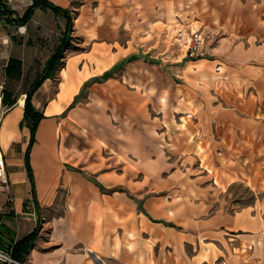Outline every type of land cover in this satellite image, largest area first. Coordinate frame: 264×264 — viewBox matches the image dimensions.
<instances>
[{"label": "crops", "instance_id": "obj_1", "mask_svg": "<svg viewBox=\"0 0 264 264\" xmlns=\"http://www.w3.org/2000/svg\"><path fill=\"white\" fill-rule=\"evenodd\" d=\"M50 1L69 11L71 33L82 38L84 52L64 55L55 76L33 94L45 117L29 153L32 177L26 167L31 134L23 123L29 89L22 103L23 95L5 105L0 248L12 251L38 229L21 259L26 264H264V203L229 211L218 202L237 180L264 195V0ZM0 4L10 11L0 20L11 27L33 0ZM193 5L198 23L216 33L205 55L166 68L140 60L150 75L126 76L120 53L128 43L157 35ZM67 22L36 8L19 22L24 32L9 31L23 41L8 39L6 65L11 57L21 60L22 78L26 68L43 71ZM127 80L141 95L150 91L141 97L165 102L148 113L150 124L136 122L145 113L134 110L127 123L108 107L107 87L118 83L120 99ZM70 132L75 137L68 142ZM171 148L194 151L212 166L219 187L209 191L211 198L204 188L194 193L174 172Z\"/></svg>", "mask_w": 264, "mask_h": 264}, {"label": "rangeland", "instance_id": "obj_2", "mask_svg": "<svg viewBox=\"0 0 264 264\" xmlns=\"http://www.w3.org/2000/svg\"><path fill=\"white\" fill-rule=\"evenodd\" d=\"M192 8L193 9H191L190 12L180 11V13L177 14V17L174 18V20L168 25H161V29L159 28L160 30L157 35H152L151 33L145 36L146 38L136 36L130 46L128 43L126 49L120 53L121 56L124 55L126 57V64L124 68L126 76L129 75L133 78L135 77L134 79L137 81L136 78L150 75L151 71L149 70V67L144 68V66L149 65H142V61L140 60L150 64L154 61H158L162 64V67L166 68V65L170 66L171 64H180L181 62L189 59L203 57L196 55L191 56L188 54L187 49L190 36L194 31H199L205 37L206 46L215 42L214 38L216 33L213 31V29L204 27L203 23H198L197 16H199V9L194 5ZM18 25H20L19 22H15L11 25V27H9L10 25L8 20H0V26H2L5 30L9 29L8 32L12 31L13 28H15L16 31H19L20 26L17 28ZM51 27H53V25ZM2 33V30H0V85H2L5 90L10 91L11 97L17 99L29 89L31 82L34 79V75L37 74L39 76L42 71L40 72V68L31 67L25 69L23 78L22 75L18 79L7 78L4 72L6 65V61L4 59L7 55L5 53V48L9 44H7V41L5 43L4 40L12 39V42L20 43L23 41V36L21 37L20 34L14 32V35H17L15 36L17 38H15L11 36L10 32L8 33L10 36L2 35ZM25 42H27V40ZM82 42L83 41L80 36H75V34L73 36L71 33L70 42L64 50L63 57L64 55L67 56V54H71L72 52H75V54L84 52L81 49ZM70 45L72 46L71 48L69 47ZM136 57L138 58L135 59ZM159 73H161L160 68ZM122 78L123 72H121L120 81H122ZM56 82L58 81H53L54 86L58 84ZM162 87L165 88L166 84H162ZM103 88H105V84L99 86V92L105 91ZM118 89V83L115 85H109L107 87L106 91L109 93V101H107L108 107L121 113L122 117L127 123L130 119H132L131 115L133 114L134 110H136L138 113H145L143 117L138 118V121H136L137 124H150L151 121L149 119L148 113L150 112V114H155L156 110H161L158 107V103L160 102H162L163 107L165 106V102L162 100H153L149 97L145 99L141 97L149 96L150 91L147 89L141 95L138 93L139 89L135 86V84L129 82L128 80L125 82V93L120 95V99L117 98L119 93ZM82 102H86V99L84 98ZM5 112L6 107L0 109V121ZM26 130L28 129L26 128ZM74 137L75 134L70 132L68 134L67 141L69 142V140H72ZM175 150V148H171V150H169L170 152L168 153L169 156L177 158L176 163L173 165L174 172L178 173L180 176L186 177V180L190 183V187L193 188L194 193H196L198 188H204L207 191L206 197L211 198L209 191L212 192L215 187H219V180L215 179V170L212 168V166H209V164L204 161V157L201 159L198 154L194 153V151L190 154H183L181 151L175 152ZM175 182H177L179 185L182 184L180 179L176 180ZM218 199L220 207L229 211L241 209L247 206H253L256 204L261 205L264 203V195H262L260 191L252 189L250 185L244 180H237L236 182L229 184L227 188H225L218 196Z\"/></svg>", "mask_w": 264, "mask_h": 264}, {"label": "trees", "instance_id": "obj_3", "mask_svg": "<svg viewBox=\"0 0 264 264\" xmlns=\"http://www.w3.org/2000/svg\"><path fill=\"white\" fill-rule=\"evenodd\" d=\"M39 7L49 8L53 10L55 13L64 15L67 18L68 22L64 34L62 36L60 45L57 47L55 52L49 57V59L45 64L44 70L31 84L29 90L26 92L23 123L29 128L31 134L29 147L26 153V167L30 177H32V169L29 163V153L31 147L33 146L36 140L35 135L38 125L40 121L45 117L43 112L37 110L34 107L32 103V97L45 79L53 78L55 76L57 68L63 58L64 50L70 42V35L72 30L71 16L69 14V11L67 9L55 5L50 0H33V4L30 5L26 9L23 16L17 18L16 21L21 22L23 24L26 23L33 15L34 10ZM9 14L10 11L7 8H5L3 4H0V17L6 16L5 18L9 19L10 18ZM5 74L6 77L9 79L20 78L22 75V61L13 57L9 58L7 65L5 67ZM3 93H4L3 102L5 105L11 107L17 102L16 98L11 97L10 91L4 90ZM37 234H38V229H35L31 234L18 240L12 247V251H11L12 256L16 259L21 260L24 257L25 253L27 252L30 244L35 240Z\"/></svg>", "mask_w": 264, "mask_h": 264}, {"label": "built area", "instance_id": "obj_4", "mask_svg": "<svg viewBox=\"0 0 264 264\" xmlns=\"http://www.w3.org/2000/svg\"><path fill=\"white\" fill-rule=\"evenodd\" d=\"M20 32H24L23 26L19 27ZM8 42L9 40H5V42ZM205 37L203 36L202 33L199 31H194L192 35L189 38V43H188V54L191 56H204L205 55ZM2 87H0V109L6 107L3 99H4V93H3ZM0 165H3V160H0ZM0 260L3 263H8V264H26L23 261H19L16 258L12 256V253L10 250L2 249L0 248Z\"/></svg>", "mask_w": 264, "mask_h": 264}, {"label": "bare ground", "instance_id": "obj_5", "mask_svg": "<svg viewBox=\"0 0 264 264\" xmlns=\"http://www.w3.org/2000/svg\"><path fill=\"white\" fill-rule=\"evenodd\" d=\"M24 96H25V95H23V96L20 98L21 103H22V102L24 101V99H25ZM128 122H129V121H128ZM129 123H130V122H129ZM135 124H136V122H135Z\"/></svg>", "mask_w": 264, "mask_h": 264}]
</instances>
